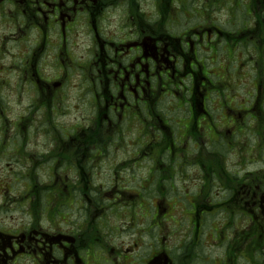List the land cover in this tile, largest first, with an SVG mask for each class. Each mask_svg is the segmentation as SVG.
Segmentation results:
<instances>
[{"label":"flooded vegetation","instance_id":"af4514ba","mask_svg":"<svg viewBox=\"0 0 264 264\" xmlns=\"http://www.w3.org/2000/svg\"><path fill=\"white\" fill-rule=\"evenodd\" d=\"M0 264H264V0H0Z\"/></svg>","mask_w":264,"mask_h":264},{"label":"rangeland","instance_id":"374dc122","mask_svg":"<svg viewBox=\"0 0 264 264\" xmlns=\"http://www.w3.org/2000/svg\"><path fill=\"white\" fill-rule=\"evenodd\" d=\"M242 10L244 11L245 9L242 8ZM242 89H243L242 87L238 88V91H239L238 93H240L239 95L243 97L244 92H242ZM99 170L101 172H103L102 169H99ZM147 176H148V173L141 170V175L137 177V180H139L140 183L142 185H144L148 179ZM118 180L120 181V185H123V186L132 187L136 184L135 180L132 177H125V179L120 177ZM95 181L98 185H102V182H103L105 186H108V185H110V181H113V179L105 176L104 178L96 177ZM156 195H157V193H156ZM155 198H156V196H155ZM143 199L146 201L152 200L151 196L144 191L142 193L141 201H143ZM188 209H189V207H188ZM188 209L186 210L184 208H181L180 206L173 209V216H174L175 220L176 221H183L184 224L182 222L181 224L176 225V222H171V226L169 227L171 233H175V234H177V233L183 234L185 232H187L188 234L191 233L192 228H190V224L188 223V221L186 219H184V220L182 219V218L186 217L187 211L191 210V209H189V210ZM110 213H112V211H110ZM108 220L111 221V224L109 226V229H110L109 232L111 234L128 233V232H130V233L131 232L132 233H147V231H145L143 229H146V227H148L150 224H152L151 223L152 220L151 219H149V220L143 219V215H141V225H139V224H135L132 226L126 225L124 222L120 221L119 218L116 217L115 215H110ZM128 227H132L131 228L132 231H127ZM155 230H157V228ZM156 233H162V231L161 232L156 231Z\"/></svg>","mask_w":264,"mask_h":264}]
</instances>
